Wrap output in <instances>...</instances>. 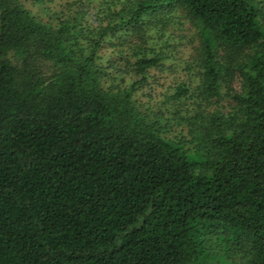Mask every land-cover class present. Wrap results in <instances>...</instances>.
I'll return each instance as SVG.
<instances>
[{
	"label": "trees",
	"instance_id": "16d2710c",
	"mask_svg": "<svg viewBox=\"0 0 264 264\" xmlns=\"http://www.w3.org/2000/svg\"><path fill=\"white\" fill-rule=\"evenodd\" d=\"M0 264H264V0H0Z\"/></svg>",
	"mask_w": 264,
	"mask_h": 264
},
{
	"label": "rangeland",
	"instance_id": "374dc122",
	"mask_svg": "<svg viewBox=\"0 0 264 264\" xmlns=\"http://www.w3.org/2000/svg\"><path fill=\"white\" fill-rule=\"evenodd\" d=\"M176 32L177 33H182V32H185V31H182L180 29V30H177ZM188 33H189V31H188ZM191 52H192L191 47L185 45L184 47H182L181 52L178 53V56L182 57V58H188L190 56ZM171 80H172L171 78H167L166 76L161 80V82H160L161 86L158 87L157 91L154 90V92H156V95H157V98H158L156 100H161L162 98H164L165 88L167 86H169V84L172 82ZM238 81L239 80H237L234 85L239 84ZM145 99H147V98H145Z\"/></svg>",
	"mask_w": 264,
	"mask_h": 264
}]
</instances>
